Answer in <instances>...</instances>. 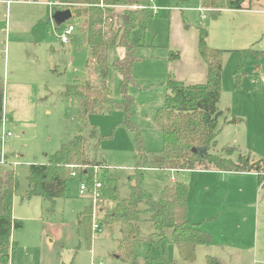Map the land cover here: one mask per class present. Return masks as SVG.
Segmentation results:
<instances>
[{"label":"rangeland","instance_id":"374dc122","mask_svg":"<svg viewBox=\"0 0 264 264\" xmlns=\"http://www.w3.org/2000/svg\"><path fill=\"white\" fill-rule=\"evenodd\" d=\"M48 1L54 3L55 6H50V14L46 16L45 20L34 26L31 31L29 26L24 29L25 37L35 39L39 46L41 43L39 48L50 61V64H45L43 68H39L41 75L36 79L38 100L34 111L36 114L35 123L33 126H26L24 130L15 126L3 129L0 127V184L3 180L4 171L11 170L16 175L19 185L13 197L12 214L14 219L23 224L22 229L14 230L11 234V240L17 243V248L11 251L9 264H128L112 259V254H115L117 250L116 239L119 236L117 228L108 229L109 231L103 230L99 235H94L90 244L86 241L83 230L76 224V216L83 210L86 203L79 197L77 179L68 180L65 198L57 199L54 203L45 201L40 197H33L28 200L21 199L27 189L29 166L31 164H44L47 162V160L45 161L46 156L49 157L57 151L64 141L74 136L87 135L90 128H95L99 135L104 137L100 150L104 154L108 174L100 170L99 176L104 174L105 178H113L117 184L119 196L122 198L129 196L128 177L136 164L134 162L132 135L121 127L122 112H114L111 115H89L84 121L81 119L80 108L73 103L75 99L71 100L72 103H70L69 99L61 96L66 85L72 83L74 79L89 77L91 83L93 81L97 83L98 76L94 72L87 47L83 45L84 34L77 32L78 19H71L57 26L50 20L51 12L52 10H66V8L59 3V0ZM177 5L179 6L178 10L175 9ZM151 7L167 8L170 11L162 10L158 14L151 12L146 33L142 36L139 31L134 32L133 39L142 38L144 42V46L136 51L138 60L140 56L151 57L152 60L165 58L164 63L157 64L160 66L165 64L167 67L168 52L172 51L180 55L183 51V45L195 43L198 37V26H203L208 30L207 44L210 47L226 51V45H229L226 42V17L229 18L230 16L226 10H223L219 18L213 21L207 18L206 13H204V19L201 18V13L197 10L200 8L197 0H153ZM7 16V8L0 4V26L7 21ZM71 23L76 32L69 37V47H66L60 43L59 37ZM26 25H28L27 22ZM28 30L29 34L27 33ZM6 42L5 35L0 34V79L4 80L5 73H8V77L18 73L29 75V68L34 65L35 55L30 50L21 51L18 55L19 58H17L14 56L10 42L8 43L9 46L6 45ZM5 46L9 49L8 58V52H4ZM25 46L30 48L29 45ZM121 56H123V51L120 48L109 49L107 83L110 98L117 102L120 101V79L113 63ZM222 58L221 96L218 105L222 116L218 120L219 134L214 150L216 154L225 157L227 147L235 148L231 154V160L235 162L239 154L246 155L247 153L231 143L235 134L231 131L233 129L226 125V98H228L226 91H229L226 89V76L233 66V62L228 61L226 52L223 53ZM147 62L150 61L144 63ZM239 63L240 60L237 64L239 65ZM229 84L231 87L230 79ZM135 85V88L128 89V94L134 100L131 122L138 126L145 148L155 152L161 149L162 139L153 119L156 110L163 105L164 90L161 89L162 86L160 85L151 88L150 91L144 90L136 81ZM8 132L12 135L6 140L1 139L2 134ZM173 176L178 181H183L188 185L189 198L193 196L194 199H197L199 192L201 195L207 196L215 193L213 184L209 185V191L205 192L204 189L199 191V182L194 179L192 174L178 173ZM249 178H251V183L257 187L256 180L252 177ZM164 182L165 177L158 170L151 169L144 172L142 186L154 199L159 197ZM200 200L197 199L198 202ZM109 209L110 202H106L103 213L105 214ZM188 210L189 219L194 218V222L201 224V229L203 225L209 224L216 231L221 232L223 229V211L220 213L219 223L218 221L203 222L204 218H199L198 214L194 216V209L190 208L189 203ZM98 211L99 208L95 211L92 210L93 224L100 215ZM148 217L147 213H143L142 221L139 224V241L135 243L133 255L135 264H146L150 260L152 261L150 264L206 263V249L202 246L196 249L195 260L192 263L180 260L174 244L167 246L165 257L161 258L159 249L149 243V237L154 228L148 221ZM237 226L238 231L244 229V225L241 223ZM93 229H95L94 226L91 230L93 231ZM111 231L113 232L111 233ZM234 239L230 240L231 243L234 242ZM247 246L246 252H240L233 258H230L226 247V260H223V264H261L264 262L263 241L259 240L257 244L253 238ZM255 250L257 255H254ZM219 252L223 257L225 248L222 247ZM216 259L221 264V260Z\"/></svg>","mask_w":264,"mask_h":264},{"label":"trees","instance_id":"16d2710c","mask_svg":"<svg viewBox=\"0 0 264 264\" xmlns=\"http://www.w3.org/2000/svg\"><path fill=\"white\" fill-rule=\"evenodd\" d=\"M200 8L208 9L209 19L216 20L223 10L249 9L253 0H197ZM152 0H59L72 13V19H78V30L84 34L90 61L99 78L97 85L89 79H75L67 85L62 97L77 99L81 105L82 116L106 115L115 111L122 112L121 127L132 135L136 164L128 178L129 196L121 198L114 179L100 177L95 167L106 172L104 154L100 150L101 137L95 128H90L87 135H78L64 141L59 149L50 155L44 164H31L28 168L27 189L22 199L40 197L54 203L66 196L67 182L77 179L85 182L92 190L94 182H101L99 207L100 215L92 221L91 202L76 216L77 226L83 230L88 244L94 235L103 230L118 229L117 250L112 259L118 262L135 264L134 246L139 241V224L142 214L149 215L148 221L154 231L149 243L159 249L161 258L165 257L166 248L174 244L179 258L192 263L198 246L209 245L211 237L198 225L187 218L188 186L182 182H170L165 175V182L159 197L154 199L143 188L144 170L147 168L166 171H218L228 173H254L258 184L264 180L263 160L250 155H238L234 162L230 159L235 148L227 147L226 156L215 153L217 145L218 120L222 112L218 108L221 96L222 57L224 50L212 49L207 44L208 30L198 26V54L206 65V81L203 84L186 85L169 74L165 82L167 94L163 105L156 110L154 122L162 135V149L149 153L143 145L141 132L131 122L133 98L128 88L134 85L132 68L138 61L136 50L144 46L142 38L133 39L134 32L142 36L146 33L151 17L149 7ZM121 48L122 58L113 63L120 77L119 92L121 102L110 98L108 76V51ZM179 59L178 53L169 54V60ZM236 87L239 75L234 74ZM4 87L0 80V123L3 120ZM231 117L229 124L235 123ZM192 148L206 151L203 161L191 152ZM72 169H71V168ZM75 172L76 177L70 174ZM16 175L4 171L0 184V264H9L10 253L17 244L11 240L14 230L23 228L21 221L13 218L12 203L18 189ZM90 200V199H89ZM110 202V209L104 214L103 207ZM95 226L93 231L92 227ZM109 229V230H108ZM113 232V231H111ZM152 261H147L150 264ZM206 264H219V261L207 257Z\"/></svg>","mask_w":264,"mask_h":264},{"label":"crops","instance_id":"0c3cea01","mask_svg":"<svg viewBox=\"0 0 264 264\" xmlns=\"http://www.w3.org/2000/svg\"><path fill=\"white\" fill-rule=\"evenodd\" d=\"M49 3L50 2L48 0H14L8 7H6L8 15L7 21H5V23L0 26V34H4L7 39L6 45L10 42V44L12 45L14 56H17V58H19L18 55L21 53V51L25 52L29 50L35 55V57L33 67L29 68V75L26 76L18 73L16 75L12 74L11 77H8V73H5V76L3 77L4 80L0 79L3 82L4 87L3 120L2 123H0V127L2 129L9 126H15L19 127L20 130H24L26 126H33L35 123L36 114L34 113V111L37 106L38 100L36 79L39 75H41L39 68H43L45 64H50V61H48V59L40 50L39 47L41 46V43L39 46L35 39L25 37L26 32L24 31V29L29 26V30L31 31L34 26L38 25L40 22H42V20H45L46 16L50 14L51 10ZM151 8L152 7L150 6V13H154ZM175 9L178 10L179 6L177 5ZM162 10L170 11V9L168 10L167 8H158V12L156 14H158ZM204 13H206L207 18H209V13L207 11ZM204 13L201 14V18L203 15H205ZM226 13L230 16L229 18L226 17V42L229 45H226L225 52L226 57H228V61L231 60L233 62V66L226 76V89H229V91H226L228 95V98H226V125L228 127H231L230 129H233L231 131H233V133L235 134V137L231 142L233 145H237L240 150L252 156L254 159L263 160L264 174V0H253L249 9L237 11L226 10ZM183 19L185 18L183 17ZM26 22L28 25H26ZM69 25H72V23ZM29 30L27 31L28 34ZM74 32H76V29H74L72 34ZM77 32L80 31L78 30ZM68 43L69 38L66 44H61L69 47ZM25 45H29L30 48H27ZM83 45H85V39ZM182 49L183 51L180 53L178 60L170 61L168 59L167 67L165 64L163 65L165 67L157 64L161 62L164 63V61H166L165 58L152 60L151 57L140 56L139 60L136 62L137 64L134 63L132 68L134 85L130 86L129 88L136 87L135 81L146 91H150L151 88L160 85L162 86L161 89L163 88L164 90L165 99V96L167 94L165 82L169 74H173L177 81L182 82L186 85L205 83L207 75L206 65L198 54L197 40L195 43L192 42L191 45H183ZM4 52H8V58L9 49H7L6 46L4 48ZM168 53L170 54V51ZM122 57L123 56H121L120 58ZM142 57H144V59H141ZM239 60L240 63L238 65L237 63ZM146 61L150 62H147L148 64H145L144 62ZM236 73L239 75L238 87H236L234 80V74ZM85 79L90 80L89 77H86ZM229 79L231 80V87L230 84L228 85ZM96 82L97 83H94L93 81L92 83L94 85H97L99 83V78ZM65 99H69L68 101L70 103H72L71 100H74L71 98ZM120 102L121 96L118 103ZM73 103L75 106H78L80 108L81 119L85 121V118L89 115H87L86 117L82 116L81 105L77 99H75ZM111 114L112 113L108 115ZM231 117L236 119L235 123L233 124L228 123V120ZM159 133L161 134L160 131ZM7 134H10V136L12 135L10 132L6 134L3 133L1 139H8L10 136L7 137ZM145 149L149 153H157L161 151L162 147L160 150L155 152L148 151L152 150L149 148ZM47 157L48 156H46L45 161L47 160ZM134 162L136 163V158ZM151 169L158 170L159 172H161L163 177H165V175L167 174L170 178L169 180L171 183H185L183 181H178L176 177L173 176L174 174H192L194 179L199 182V191L200 189H204L205 192L209 191V185L213 184V191H215V193L211 194V196H207L204 194L201 195L199 192L197 199H201L200 202H198L197 199H194L193 196H190L189 198V187L187 195V208L189 203L190 208L194 209V216L198 214L199 218H204L202 220L203 222H219L221 219L220 213L221 211L224 212V216H222L223 229L221 230V232H219L213 229L210 224L203 225L201 229V224L194 222V218L189 219L190 217H188V210V220L198 225L202 231L209 234L211 237V243L209 245L202 246L206 249L205 253L207 255L205 256V260L207 257H215L214 259L218 258L219 260H221V264H223V260H226V247L228 249L230 258H233L240 252H246L248 247L247 245L249 241H251V239L254 238L257 244L259 240L264 242V180L262 181V183L258 184L256 174L202 170L178 172H173L170 170L164 172L160 169L155 168H147L144 170V172ZM133 170L134 168L132 169V172ZM107 171L106 174H108ZM249 177H252L256 180L257 187L251 183V178ZM2 182L3 180L1 181V183ZM80 183L81 182L78 181V184ZM78 194L79 197H81L87 203H85V206L88 205L89 197L87 195H81L80 193ZM239 223L244 225L243 230L238 231L237 225ZM233 238H235L234 242L231 243L230 240ZM222 247L225 248L223 257L219 252V249H221ZM16 248L17 246L15 247V249ZM254 255H257L256 250L254 252ZM261 264H264V262H262Z\"/></svg>","mask_w":264,"mask_h":264},{"label":"built area","instance_id":"2783aa9c","mask_svg":"<svg viewBox=\"0 0 264 264\" xmlns=\"http://www.w3.org/2000/svg\"><path fill=\"white\" fill-rule=\"evenodd\" d=\"M14 0H3L1 1L0 0V3L3 4L5 7H8L10 5L11 2H13ZM50 6H55L54 3L50 2L49 3ZM151 10L156 14L158 12V8L156 7H152ZM199 12L204 13V12H208V9H203V8H199L198 9ZM205 16L203 15L202 18H204ZM74 26L73 25H68L64 31L62 32V34L60 35L59 37V40L62 44H66L68 42V38L69 36L72 34V32L74 31ZM10 136V134H7V137ZM71 168V167H70ZM72 169V168H71ZM94 171H97L99 172L100 171V168L98 167H95L94 168ZM70 176L72 178H75L76 177V174L75 172H72L70 174ZM101 182L99 180H96L94 182V185H93V188L92 190H88L87 187H86V184L85 182H81L79 184V193L81 195H87L89 197V201L91 202V206L93 208V210L95 211L97 208H99L102 204V200L100 199V190H101ZM95 228V226H94Z\"/></svg>","mask_w":264,"mask_h":264},{"label":"water","instance_id":"95a60500","mask_svg":"<svg viewBox=\"0 0 264 264\" xmlns=\"http://www.w3.org/2000/svg\"><path fill=\"white\" fill-rule=\"evenodd\" d=\"M72 13L69 9L66 10H53L50 15V20L54 22L57 26L66 23L71 20ZM191 152L197 155L201 161L204 160L206 151L199 148H192Z\"/></svg>","mask_w":264,"mask_h":264}]
</instances>
